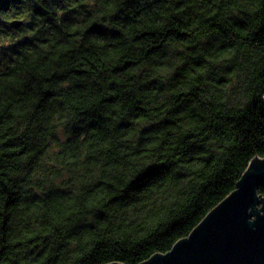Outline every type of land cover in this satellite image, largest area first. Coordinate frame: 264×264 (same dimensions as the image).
Returning <instances> with one entry per match:
<instances>
[{
	"label": "clouds",
	"instance_id": "clouds-1",
	"mask_svg": "<svg viewBox=\"0 0 264 264\" xmlns=\"http://www.w3.org/2000/svg\"><path fill=\"white\" fill-rule=\"evenodd\" d=\"M262 40L264 0L0 7V264H149L189 239L205 194L264 164L240 128ZM254 199L249 224L264 184Z\"/></svg>",
	"mask_w": 264,
	"mask_h": 264
},
{
	"label": "water",
	"instance_id": "water-1",
	"mask_svg": "<svg viewBox=\"0 0 264 264\" xmlns=\"http://www.w3.org/2000/svg\"><path fill=\"white\" fill-rule=\"evenodd\" d=\"M254 165L240 191L213 209L189 239L149 264H264V217L249 224L246 213L256 203L255 187L264 184V164Z\"/></svg>",
	"mask_w": 264,
	"mask_h": 264
},
{
	"label": "trees",
	"instance_id": "trees-1",
	"mask_svg": "<svg viewBox=\"0 0 264 264\" xmlns=\"http://www.w3.org/2000/svg\"><path fill=\"white\" fill-rule=\"evenodd\" d=\"M11 0H0V7L7 8ZM39 10V9H38ZM253 44L256 43V41H252ZM261 44H264V40L260 42ZM242 134L246 137V144H252L256 138L257 134L264 135V105L256 104L250 109V115L249 117L240 125ZM23 150V148H21ZM251 159V157H249ZM233 167H239V164L234 165ZM248 165L245 164L243 169H241V172L239 175L235 176V180L231 181L228 184H222L219 187H214L211 193H206L205 195L210 200V204L207 208L201 209L199 212H197L196 216L193 217L192 221L184 226L183 228L179 229L178 232L180 234L176 235V238L172 240V244L176 243L179 238H182L183 236H187L190 234L192 230L195 229L201 223L207 215L216 207L219 203H221L224 199L227 198V196L235 190L236 184H238L239 180L242 178L244 171H246ZM159 169H149L148 173H146V176L151 177L152 175L157 174ZM144 181V177H140L137 185ZM225 188L227 190H225ZM158 251H170L171 248H162L157 249ZM124 255L132 262V264H137L136 254L135 253H124ZM144 259H147V256L144 257Z\"/></svg>",
	"mask_w": 264,
	"mask_h": 264
}]
</instances>
